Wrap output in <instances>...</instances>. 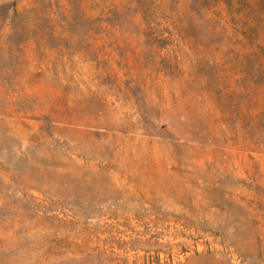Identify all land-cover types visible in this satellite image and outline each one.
I'll use <instances>...</instances> for the list:
<instances>
[{
  "label": "rangeland",
  "instance_id": "1",
  "mask_svg": "<svg viewBox=\"0 0 264 264\" xmlns=\"http://www.w3.org/2000/svg\"><path fill=\"white\" fill-rule=\"evenodd\" d=\"M0 264H264V0H0Z\"/></svg>",
  "mask_w": 264,
  "mask_h": 264
}]
</instances>
